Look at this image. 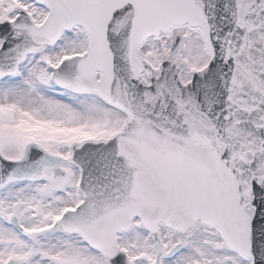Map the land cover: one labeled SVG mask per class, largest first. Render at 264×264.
I'll use <instances>...</instances> for the list:
<instances>
[{
	"label": "snow or ice",
	"instance_id": "snow-or-ice-1",
	"mask_svg": "<svg viewBox=\"0 0 264 264\" xmlns=\"http://www.w3.org/2000/svg\"><path fill=\"white\" fill-rule=\"evenodd\" d=\"M0 264H264V0H0Z\"/></svg>",
	"mask_w": 264,
	"mask_h": 264
}]
</instances>
